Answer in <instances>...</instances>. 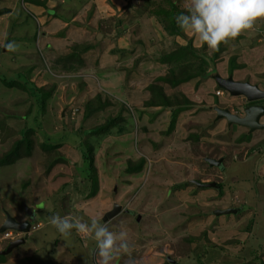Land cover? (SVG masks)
Instances as JSON below:
<instances>
[{"label":"rangeland","instance_id":"374dc122","mask_svg":"<svg viewBox=\"0 0 264 264\" xmlns=\"http://www.w3.org/2000/svg\"><path fill=\"white\" fill-rule=\"evenodd\" d=\"M96 2L104 5L95 19L93 5L78 16L99 30L66 31L55 15L40 21L28 10L27 3L42 7L43 0H0V82L17 80L9 74L16 67L28 68L18 81L34 84L30 99L28 89L23 96L0 83V226L5 215L28 221L25 234L0 233V251L24 237L0 264H97L96 242L75 230L62 238L49 223L56 214L127 230L131 254L113 264H264V129L249 132L216 118L214 108L243 116L245 99L211 78L264 89V38L238 42L241 36L210 54L182 29L165 32L171 26L164 14L152 18L175 9L176 21L187 14L188 0ZM51 21L57 24L42 31ZM43 35L58 50L41 51L36 42ZM11 38L26 45L24 60L15 61ZM65 39L70 44L60 49ZM201 72L208 76L195 75ZM184 98L190 104L179 107ZM23 134L28 144L8 153ZM88 147L91 170L83 157ZM205 158L219 160L220 168ZM113 204L122 211L102 222ZM225 209L236 212L214 214Z\"/></svg>","mask_w":264,"mask_h":264},{"label":"clouds","instance_id":"9594fccd","mask_svg":"<svg viewBox=\"0 0 264 264\" xmlns=\"http://www.w3.org/2000/svg\"><path fill=\"white\" fill-rule=\"evenodd\" d=\"M262 22L264 0H190L187 14L176 17L177 25L194 36L201 46L206 44L210 54L218 51L221 44L257 31V24ZM49 223L66 240L71 238L73 230L94 240L97 264H113L122 254H131L129 234L123 228L118 233L112 232L98 219L88 223L83 217L59 214L51 216Z\"/></svg>","mask_w":264,"mask_h":264},{"label":"crops","instance_id":"0c3cea01","mask_svg":"<svg viewBox=\"0 0 264 264\" xmlns=\"http://www.w3.org/2000/svg\"><path fill=\"white\" fill-rule=\"evenodd\" d=\"M189 2H190V0H188ZM45 2V3H44ZM43 6L42 7H44L45 9H43L42 7H38V5H34V4H30V3H27L26 5H28V10L31 12V13H33V15L35 14H37V15H39V18L37 17V20H39L40 19V21L42 20V19H45L46 20V18H45V16H56V18H57V20L59 21V24L60 25H63L62 27H64V29L66 30V31H71V30H79V31H82V30H85L86 28H85V26H87L90 30H99L98 29V25H91V21H92V19H87V20H83L82 18H81V16H78L79 15V12H80V8H82V7H85V10H87L88 11V6L89 5H93L94 6V8H95V13H94V15H93V19H95V17H96V11H97V8L96 7H98V6H100V5H104V3L103 2H96V0H43ZM69 3H74L73 5H71V7H69L68 5H69ZM62 11L61 13H65V14H67V16L65 15H62V14H60L59 16H57L56 15V13H57V11ZM79 10V11H78ZM88 13V12H87ZM45 16H44V15ZM69 15V16H68ZM84 14H82V16H83ZM158 15H160V16H163V14L161 13V11H158V12H156V14L155 15H153L152 16V18L154 19V21L156 20V21H158V19H160V18H158L159 16ZM167 20V19H166ZM57 22V21H56ZM55 21H51V22H48L47 24L45 23V25L42 27V31H46V30H48L49 29V27H51V23H54V24H57ZM39 24H40V22H39ZM117 24L118 23H116L115 22V25L113 26V27H115V26H117ZM257 31H255V32H253V33H251L250 35H246V36H243V38H241V39H239L240 37H238L236 40L238 41V39H239V41L238 42H240V41H242L244 38H246V37H248V36H251V35H253L252 37L255 39V37H259V38H264V36H263V33H264V22H262V23H258L257 24ZM111 28V27H110ZM156 28V27H155ZM164 29H165V32H167V31H170V28H169V25H164ZM110 30V29H109ZM157 30V29H156ZM155 29H152L151 30V32H156V36H158V33H157V31H156ZM71 35V34H70ZM61 39H63L62 37H61ZM6 40H8V39H5L4 40V42L6 41ZM22 40V39H21ZM21 40L20 39H17V38H11V39H9V44H8V47H11V50L13 51V52H16V56H15V61L16 60H24L25 58H26V56L28 55V53H27V47H26V45H24V43H22L21 42ZM58 40H60V39H58ZM53 42H55V40L52 38V39H49L47 36H42V38H40L39 39V41H37L36 43H37V45H38V47H39V49L40 48H44L43 50H41V51H49V49L51 50H54V51H56V50H58L57 49V47H55V49L53 48V46H54V44H53ZM35 42H34V44H36ZM21 44V45H20ZM70 44V42H67L66 41V39L64 40V42H63V45H61L60 46V49L61 48H65V46L66 45H69ZM90 46V45H89ZM88 46V47H89ZM19 48V49H18ZM49 48V49H48ZM34 49V48H33ZM29 50V49H28ZM2 51H3V49H2ZM44 51V52H45ZM8 53H7V51H6V53H3V55H7ZM63 54H59V55H57V57L58 58H62V59H66V58H68L66 55L65 56H62ZM72 58H74L75 60H79L80 58H79V55L78 54H74V56H72V55H70ZM49 56H48V53H45V57L44 58H48ZM23 63H24V61H23ZM245 64V63H244ZM240 65H242V64H240ZM247 65V64H246ZM250 66H251V64H250ZM250 66L249 65H247L246 67H247V69L248 70H250L251 68H250ZM25 67H27V66H25ZM1 68V67H0ZM112 68H114V66L112 67ZM2 69V68H1ZM22 68H19V69H16V67L14 68V71L12 70L9 74H13L14 76H16V78H17V80H12V81H8V82H6V81H2V82H0L1 83V85L4 87V88H7V89H9V90H13V91H16L17 93H19L20 95L22 94L23 96H25V92H24V89H28V94L30 95V99H31V97H33V95H32V93H31V91L34 89V88H32L33 87V85L32 84H28V83H22L21 81H18L19 79H21V80H25V78H24V76H23V71H27L28 70V68H24V69H22ZM26 69V70H25ZM128 69V68H127ZM137 69V68H136ZM126 70V69H125ZM224 70H225V64H224V66L222 67V69L221 70H219L218 71V73H220L221 74V71H222V74H223V72H224ZM254 71H257V72H260L259 70H254ZM14 72V73H13ZM121 72V69H119V71H118V73H120ZM121 74V73H120ZM221 74V75H222ZM58 77V76H57ZM60 77V76H59ZM64 78H69V77H72V75L70 74V72H65L64 73V76H63ZM223 77H225V74L223 75ZM61 78H62V75H61ZM63 78V79H64ZM250 81H248V83H249ZM252 83V82H251ZM6 84H9V85H6ZM27 85V86H26ZM29 85H30V87H29ZM106 85H110L109 84V82L106 84ZM211 85H212V83H211ZM200 86H203V87H206L207 85L206 84H201ZM259 85H257V88L258 89H260L259 87H258ZM208 88H209V86H208ZM20 89V90H19ZM129 89V88H128ZM260 90H263V89H260ZM24 93V94H23ZM38 94H40L39 92H38ZM124 94V93H123ZM125 96V95H124ZM68 98V97H67ZM260 100H263V99H260ZM74 102V100H71V98L70 99H67L66 100V105L67 104H70L71 102ZM258 101V100H257ZM27 105H30L31 104V102H30V100H29V98L27 99ZM260 106H262V108H263V110H264V100L263 101H261L260 102V104H259ZM264 117V112H263V115L262 116H260L259 117V119H258V123L260 124V125H262V128H259V129H261V131L264 129V125L263 124H261L260 123V119H262ZM257 130V129H256Z\"/></svg>","mask_w":264,"mask_h":264},{"label":"water","instance_id":"95a60500","mask_svg":"<svg viewBox=\"0 0 264 264\" xmlns=\"http://www.w3.org/2000/svg\"><path fill=\"white\" fill-rule=\"evenodd\" d=\"M212 80L215 82L216 86L222 90L228 92L231 96H243L245 101H257L260 99H264V90L258 89L255 85H249L248 83H240L231 80L230 77L220 78L217 74H211ZM216 113V118L224 119L227 124H234L244 128H247L249 132L262 128V125L258 123V119L263 115V108L260 105H254L247 107L243 110V116L239 117L234 114H231L227 109L214 108ZM204 161L208 166H218L219 160L214 161L209 158H205ZM213 184H207L206 186H211ZM200 186H202L200 184ZM26 213L29 214V210L25 209ZM122 211L121 207L117 204H113L111 209L106 212L102 217V222H105L107 219L114 217L118 213ZM236 212L235 209H225L222 211H215V215L219 214H234ZM13 230L16 232H20L25 234L28 229V221L17 223L15 222L9 215H5V220L0 226V233L4 230ZM23 238H18L14 241H11L7 244V247L4 251H0V255H4L8 253L12 248L23 243Z\"/></svg>","mask_w":264,"mask_h":264},{"label":"trees","instance_id":"16d2710c","mask_svg":"<svg viewBox=\"0 0 264 264\" xmlns=\"http://www.w3.org/2000/svg\"><path fill=\"white\" fill-rule=\"evenodd\" d=\"M44 4V3H43ZM171 8H172V6H170ZM174 10L175 9H173V11H168V10H164V9H162V10H160L161 11V13L162 14H164V16H166V19H167V21L170 23V26H171V28H170V32L173 34H179V32H180V27L177 25V23H176V21H175V18H174V14H173V12H174ZM176 11V10H175ZM177 13H179V12H177ZM190 51L191 52H193V50H191L190 49ZM210 60H212V58L210 59ZM237 66V65H236ZM211 71H214L213 69L211 70ZM195 75H198L197 77H199L200 79H202V78H205L206 76H208L207 75V73L206 72H201V73H198V74H195ZM184 79H182V80H179V81H183ZM6 85H9V84H6ZM166 101L167 100H165V102L164 103H161L162 104V106H166ZM150 104H152V105H155V104H157L156 102H150ZM188 104H190V102L186 99V98H184L183 99V102L182 103H180V104H178V106L179 107H182V106H187ZM175 114V113H174ZM173 120H174V116H171V119H170V121H172L173 122ZM112 121V120H111ZM110 124V119L109 120H106V122H104L101 126H97L95 129H99V130H102V128L103 127H106L107 125H109ZM28 144V139H27V135L26 134H23V137L21 138V140L20 141H16L15 143H14V145H13V148H12V150H10L8 153H10V154H13V156H16V152H17V150L21 147V145H27ZM84 146H86V144L84 145ZM85 152H86V155H84L83 154V157H84V160H86L87 162H88V169L89 170H91L92 169V153H91V150H90V148L88 147L86 150H85ZM9 163V162H8ZM129 168H131V167H129ZM95 181V180H94ZM218 186V188H219V185H217ZM92 189L93 190H95V185L93 186L92 185ZM220 189V188H219ZM93 193V192H92ZM1 256V255H0Z\"/></svg>","mask_w":264,"mask_h":264},{"label":"flooded vegetation","instance_id":"af4514ba","mask_svg":"<svg viewBox=\"0 0 264 264\" xmlns=\"http://www.w3.org/2000/svg\"><path fill=\"white\" fill-rule=\"evenodd\" d=\"M264 100V99H263ZM263 100H258V101H245V104H244V107H243V110L247 107H250V106H254V105H259L261 101ZM243 113V112H242Z\"/></svg>","mask_w":264,"mask_h":264},{"label":"built area","instance_id":"2783aa9c","mask_svg":"<svg viewBox=\"0 0 264 264\" xmlns=\"http://www.w3.org/2000/svg\"><path fill=\"white\" fill-rule=\"evenodd\" d=\"M15 237H16V235L14 237H12L11 234H5L3 239H13Z\"/></svg>","mask_w":264,"mask_h":264}]
</instances>
